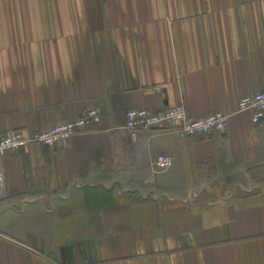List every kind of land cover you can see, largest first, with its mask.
<instances>
[{
	"label": "crops",
	"instance_id": "1",
	"mask_svg": "<svg viewBox=\"0 0 264 264\" xmlns=\"http://www.w3.org/2000/svg\"><path fill=\"white\" fill-rule=\"evenodd\" d=\"M263 88L264 0H0V135L102 112L0 153V264H264ZM179 105L226 126L128 137Z\"/></svg>",
	"mask_w": 264,
	"mask_h": 264
},
{
	"label": "built area",
	"instance_id": "2",
	"mask_svg": "<svg viewBox=\"0 0 264 264\" xmlns=\"http://www.w3.org/2000/svg\"><path fill=\"white\" fill-rule=\"evenodd\" d=\"M158 88V87H157ZM239 111H249L255 122L264 115V88L241 96L238 100ZM102 112L91 107L84 115L54 123L42 129L17 128L0 135V153L16 150L31 144L54 145L76 133L98 126ZM124 129L128 137L134 140L139 130L152 128H170L178 135H201L212 131H222L227 123L228 114L213 111L206 115L191 117L182 105L169 107L161 111H149L145 108H130L124 113Z\"/></svg>",
	"mask_w": 264,
	"mask_h": 264
}]
</instances>
